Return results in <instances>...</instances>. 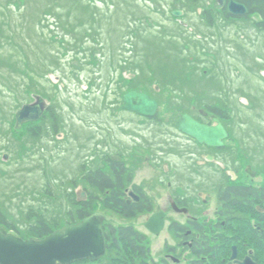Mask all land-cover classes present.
<instances>
[{
	"label": "rangeland",
	"instance_id": "374dc122",
	"mask_svg": "<svg viewBox=\"0 0 264 264\" xmlns=\"http://www.w3.org/2000/svg\"><path fill=\"white\" fill-rule=\"evenodd\" d=\"M110 1L82 0L85 9L78 5L79 0L56 3L52 0H28L30 6L20 9L16 4H11L12 0H0L3 4L0 23L5 24L4 33L0 30V208L10 211L17 218L29 211V207L42 205L40 192H43L47 183L60 197L61 214L69 209L67 194L73 191V180L79 182V200H86L84 192L87 188L81 180L85 174L84 168L89 171L103 167L104 149L108 148L106 143L114 142L116 147L122 146L128 151V156L133 157L127 163L135 175V181L146 182L153 188L150 191L146 187V191L155 208L170 214L171 220L173 218L184 223V218L172 214L169 193L156 189L162 179L166 180L161 168L164 163L156 159V154L170 153L171 147L177 150H173V153L186 157V153L197 150V146H193L190 140L176 131L180 117L198 115L200 103L223 100L232 103L228 108L233 110L234 118L245 119V125L249 121V126L237 130L256 128L264 131V77L253 68L254 63L259 62L258 59L264 58V47H256L257 37L252 27L238 30L242 31L238 42L241 40L243 48L236 54L212 47L219 44L220 36H224V33L228 35L223 39L227 43L238 34L235 27L221 24L226 23L223 16L217 18L215 23H220V26L214 29L205 21V9L220 11L218 0H200V5H193L191 0H130L133 5H127L129 0H113L117 3L114 7H111L113 3ZM53 5L57 7L56 15L63 12L60 26V18L57 20L55 14L50 15L51 20L44 22L43 11ZM66 5L70 8L69 13L64 10ZM175 11L182 12V16H175ZM66 15L71 19L69 22ZM41 19L43 29H40ZM177 21L186 24L180 27ZM71 26L75 27L74 32ZM50 30L61 36L57 38L59 43L65 39L62 42L69 45L55 43L56 39L53 41L49 38ZM85 31H90L91 37L85 35ZM42 34L49 39H42ZM27 42L32 43L30 50L26 47ZM45 58H48V64L42 69H53L58 74H51L49 80L41 78L51 96L50 102L47 98L43 99V105L46 109L50 106L56 108L62 118L59 126L61 132L58 135H44L40 140L26 135L19 138L33 124L18 126L16 116L23 106L35 105L42 99L32 90L27 92L29 86L26 88L25 85H29L30 79L20 82L22 87L16 85L11 77L17 75L9 71L10 63L24 69L21 61L29 60L32 65H37V60ZM185 58L188 65L182 67V61H179ZM138 66L142 69H138ZM133 68H137L139 76H144L142 80H138L135 73L131 72ZM167 69L170 71L166 72ZM208 69L209 74L221 78L222 84H225L223 88H210L212 83L217 82L213 77L204 75V70ZM242 71V79H237L239 74L242 76ZM121 75L124 80L134 78L137 82L133 85H142L137 88L140 92L144 90L160 103L157 121L147 123L123 111V96L118 93L119 86L125 87V82L119 79ZM152 77L154 79L150 80ZM174 80L179 90L172 88L171 82ZM167 85L171 90L165 89ZM236 88L246 89L249 97L258 102L254 100V104H247V99H244L245 104L238 103L240 90L235 92ZM183 90L185 97L182 96ZM11 127H14L15 132L11 131ZM251 136L244 133V136L237 137L239 141L246 140L254 158L257 155L262 157L264 140L258 135ZM144 140H148L147 144H143ZM147 148H154L155 152L149 153ZM110 150L113 148L110 147ZM146 157L153 158L154 164L149 165ZM261 157L264 159V156ZM135 160L138 164L134 167L132 162ZM191 161L186 157L177 162L184 168H196V164ZM194 171L199 170L196 168ZM250 183L256 187L264 186V172ZM177 193L185 204L195 199L191 196L195 191ZM217 206L218 202L213 196L208 211L214 214ZM96 210L106 214L102 204ZM106 217L110 225L130 226L149 238L158 263L164 257L163 247L166 243L174 245V238L167 231L159 237L147 231L145 225L149 221L148 217L135 222L124 221L114 214L107 213ZM93 264L122 263L104 258ZM261 264H264V256Z\"/></svg>",
	"mask_w": 264,
	"mask_h": 264
},
{
	"label": "flooded vegetation",
	"instance_id": "af4514ba",
	"mask_svg": "<svg viewBox=\"0 0 264 264\" xmlns=\"http://www.w3.org/2000/svg\"><path fill=\"white\" fill-rule=\"evenodd\" d=\"M245 1L248 0H235V3L241 4L247 9L248 14L245 16H235L230 12L229 4L231 0H225L223 3L220 12L223 14L228 13L230 16L228 19H223L226 23L221 24L235 27L238 34L234 35V38L227 43L223 39L227 38L228 35L224 33V36H220L219 44L212 46L213 48L216 47V50L226 49V51H232V53L236 54L238 51L241 52L243 43L241 40L238 42V39L242 31L238 30H248L249 27H252L253 34L257 37L255 39V42H257L256 47H264V29H259V27L264 26V18L258 13H253L249 21H242L250 13ZM252 5L253 3H251ZM209 25L214 29L220 26V23ZM212 40L215 41L216 38L213 37ZM207 54L210 56L209 53ZM258 60L259 62L254 63V71L256 70L264 77V58ZM209 73V69L204 70V75L213 77L217 82L212 83L210 88L219 90L225 86V84H222L220 77ZM243 73L242 71V76L238 73L239 75L236 78L242 79ZM237 89H235V92ZM238 90H240L238 97L235 95L239 99L238 103L245 104L244 99H247V104H254L255 101L258 102L257 99L249 97L246 89L239 88ZM142 92L145 91L142 90ZM184 95L185 90L182 91V96ZM230 104L232 103L228 104L223 100L205 104L200 103L198 115L188 114L197 123L209 128L218 127L219 125L223 126L228 137L223 140L224 146L222 148L199 144L190 136L183 135L179 131V125L177 127L176 131L180 135L187 138L188 141L190 140L193 146H197V150L189 154L186 153V157L192 159L191 163L196 164L194 167L199 170L198 172L194 171L196 168H184L180 166L177 161L185 160L186 157L173 153V150L174 152L177 151L175 150L176 148L170 147V153H158L155 155L158 161L160 160V162L164 163L161 168L166 178V180L162 179L158 183L159 186L157 185L156 189L158 192L164 191L167 194L169 193L171 212L175 217L184 218V223L173 218L171 220L170 214L162 211L161 208H155V204H153L152 199L146 191V187L150 191L153 188L143 181L137 183L135 175L129 169L127 161L128 159L132 160L133 157L128 156V151L122 146L118 148L114 142L106 143L108 148L104 149L105 154L103 156L104 159H102L103 167L101 169L107 176V182L114 186L108 187L105 195L108 198L113 195H119L122 203H125L127 207L113 208V211L109 210L105 213L114 214L128 222H135L142 217H148L149 221L145 227L152 236L159 237L167 231L174 238V245L166 243L163 247V261L161 260L158 263L154 258L149 238L133 227H117L108 224L106 214L103 213L106 217L103 225L104 229L106 227L108 230L113 229L118 231L132 228L143 239L142 247L147 251V254L143 257V260H138L139 264H245L247 260H251L254 264H261V258L264 256V186L256 187L250 182L256 180L264 172V159L262 158L264 152L262 153V157L257 155L254 158V154L248 150L246 140L240 139L239 141L237 136L242 137L244 133H247L250 136L258 135L261 140H264V131L257 130L256 128L243 131L237 130L238 128L243 129L247 125L249 126V121L245 125V119L238 120L234 118L233 110L228 108ZM202 108L207 111H202ZM218 111L221 112V115ZM129 115H134L147 123H154V120H156V118L148 119L143 116L140 117L134 113ZM240 121L243 123L240 124ZM236 123H239L237 127L235 126ZM146 142L148 140H144L143 144H147ZM110 147L113 150H110ZM147 150L149 153L155 152L154 148L152 150L147 148ZM146 159L149 165L154 164L153 158L146 157ZM132 163L134 167L138 164L136 160ZM117 182L122 184L123 187L121 186V189L116 184ZM186 190L189 192L195 191L191 195L195 199L190 204H185L177 193ZM95 195L99 196V198L103 197L100 194ZM213 196H215V200L218 202V209L214 214L208 211V205L213 200ZM135 206L141 207V210H136L132 217L124 213L129 211L127 209L134 208ZM160 215L163 218V222L162 228H159L157 234L153 230H157L159 227ZM156 218L157 220H155ZM148 224H150L151 229L148 228ZM129 257L131 258L129 262L136 260L134 256Z\"/></svg>",
	"mask_w": 264,
	"mask_h": 264
},
{
	"label": "trees",
	"instance_id": "16d2710c",
	"mask_svg": "<svg viewBox=\"0 0 264 264\" xmlns=\"http://www.w3.org/2000/svg\"><path fill=\"white\" fill-rule=\"evenodd\" d=\"M7 1L10 2L11 0H7ZM52 1L56 3L59 1H65V0H52ZM191 2L193 5L194 4L200 5V0H191ZM28 3H29L28 0H12L11 2L13 6L14 4H16L20 9L22 8V6L29 7L30 4L28 5ZM110 3L111 4L113 3L111 7H114L115 4L117 5L116 1L114 3L113 0H111ZM126 3L127 5H133V3L130 0ZM251 3H253L252 6H251ZM245 4L247 5V8H249L250 13L248 17L244 18L242 21H249L250 16L253 13H258L264 18V1L263 0H248V1H245ZM2 5L3 4L0 3V15L2 14L1 13ZM78 5L86 9V6L82 4V0H79ZM118 6L121 7V4L119 3ZM56 8L57 7L53 5L49 7L48 10L43 11L44 12L43 13L44 22H48V21H45L48 19L51 20L52 19L51 16L55 14L54 17H56L57 20L60 18V20H58L59 22L58 26H60L61 17H64V16H63V12L61 13V11L59 15L58 14L56 15L55 13V11L57 10ZM64 10L69 13L70 8H67V5H66L64 6ZM66 16H67V21L69 22L71 19L69 18L68 15ZM219 16H223V19L224 18L228 19L230 14L228 13L223 14L220 11L215 10V9H205V12L203 14L205 21L209 22V24H216L215 22ZM177 22L179 23L180 27H183V25L179 21ZM39 23H41L40 29H43L42 27L43 19H41ZM4 25H5L4 23L3 24L0 23V30L2 33H4V30H3ZM49 26H50V29H52L50 24ZM71 27H72L71 28L72 32H74L75 27L73 26ZM259 29L260 30L264 29V26L259 27ZM68 32H70V30H68L67 28V33ZM52 34L53 33L50 30L49 38H52L53 41L56 39L57 41H54V42L59 43L60 40L57 38H60L61 36L55 35V34H53L52 36ZM84 34L87 35L88 37H91L90 35H92L90 31H85ZM40 37L42 39L43 38L49 39L48 37H44L43 34L40 35ZM63 40L65 39L61 40V43H59L60 46L69 45L67 44V42L65 43L62 42ZM31 45H32L31 42H27L26 47H28L30 50ZM41 45H45V44L42 43ZM42 48L46 49V46H43ZM10 59H13V56H10ZM10 59H7V61L8 60L10 61ZM47 59L48 58H45L41 61L37 60V65H32V63L29 60L28 62L21 61L25 66L24 69H22V67H19L18 65H14L10 63L11 70L9 71H13V73L17 75V77H14V75H12L11 79L16 81V85L18 87H22L20 86L21 85L20 82L22 83L27 82V80L30 79L29 85H25L26 88L29 86L27 88L28 89L27 92L29 93V90H32L31 91L32 93H35V95H38V96H42L45 99L47 98V100L50 102L51 101L50 93L47 90L48 89L47 86L44 85V83L41 81V78H47L49 80L50 79L49 77L51 76V74L53 73L58 74V73L56 70L54 71L53 69L43 70L45 67H47V64H48ZM181 61H182V64H181L182 67L185 65H188L187 58L182 59L179 62L181 63ZM119 68L120 67L118 65V71H120ZM140 68L141 67L138 66V69ZM143 71L145 70L143 69ZM168 71L170 70L167 69L166 72ZM131 72L135 73L138 80L139 78L141 80L144 78V76L138 75L137 68H133ZM119 79L125 82V87L122 88L121 86H119V89H118V93H120L121 96H124L125 94L129 93L130 90L135 89V87L137 86V85H133L135 84V82H137L135 81L134 78L130 80H124L123 75H121ZM153 79L154 77L150 78V80H153ZM171 84L174 86L172 88L174 89L179 88L175 80L172 81ZM138 87H141V85H138L136 89ZM170 88L171 87L168 85L165 87V89H167L168 91L171 90ZM218 113L221 115L220 111H218ZM60 119L62 118L57 112L56 108L54 106L52 107L50 106L46 110L44 116L42 117L40 124L38 125L35 123H30L33 125L28 126L30 128L26 129L23 134L21 133L19 135V138L26 135L35 140H40L42 139V137H44V135L49 136V135H52V133L53 135H58L61 132L59 129ZM49 127L51 130L49 129ZM11 131L12 132L14 131V127H11ZM84 172L85 174L81 178V180L83 182L82 184L86 186L87 188L86 190L88 191L87 192L85 190L88 195L87 201L78 202L75 192L79 187V182L78 180H73L71 182L73 191L67 194L68 202H69V206H68L69 209L66 210L64 214H61V211L63 209L60 208V197L58 196V194L54 193L53 187L49 186V183H47L43 192L42 193L40 192V197L43 198L42 205H39V207H35V206L29 207V211L23 212L20 218H17L16 216H14V214L11 213L10 211L4 208L3 209L0 208V231H3L6 234L15 233L19 235L22 239L37 238V239L43 240L47 238L48 236L52 235L53 233L57 232L59 229L65 227L64 225H66V227H69V225H76L80 223L81 221L87 219L93 213L97 211L96 208L98 207V205L102 204L104 211H109V210L113 211V208L116 209L118 207H127L125 203L124 204L122 203L119 195H113L112 197H109V198L107 197V195H105V191L108 190V187H112L114 185H111L109 182H107V176L106 174H104L101 168L91 169L89 171H85V168H84ZM116 184L119 185L120 189L123 187L120 182H117ZM95 194H100L103 197L99 198V196ZM127 210L129 211H126L127 213L126 212L124 213L127 216L132 217V215L135 213L136 210H141V207L135 206L134 208L127 209ZM105 238L107 239L108 254L105 257L107 259H111L114 261L116 259L120 261L122 264H131V262H133V264H139L138 260H143V257H145V255L147 254V251L142 247L143 239H141L139 237L138 232L132 228H125V229L115 231L113 229L108 230V228L105 227ZM129 256H134L136 259L135 260L136 262L132 260L129 262V260L131 259ZM85 263H88V262H81L77 264H85ZM89 264H92V263H89Z\"/></svg>",
	"mask_w": 264,
	"mask_h": 264
},
{
	"label": "water",
	"instance_id": "95a60500",
	"mask_svg": "<svg viewBox=\"0 0 264 264\" xmlns=\"http://www.w3.org/2000/svg\"><path fill=\"white\" fill-rule=\"evenodd\" d=\"M222 4L225 0H219ZM230 12L235 16H245L247 9L231 0ZM181 17L182 13H175ZM123 110L140 117L154 118L159 109V102L144 92L130 91L122 98ZM46 107L43 101L35 105L24 106L16 116L18 126L30 122H39ZM179 131L190 136L199 144L222 148L223 140L228 137L223 126L207 127L197 123L190 116L179 121ZM158 218V217H157ZM157 218L155 220H157ZM104 214L95 213L77 225L61 228L45 239H22L15 234L0 231V264H76L81 261L98 262L106 255V239L104 236ZM163 218L160 215L158 234L162 228ZM151 229L150 224L147 225ZM245 264H254L247 260Z\"/></svg>",
	"mask_w": 264,
	"mask_h": 264
}]
</instances>
